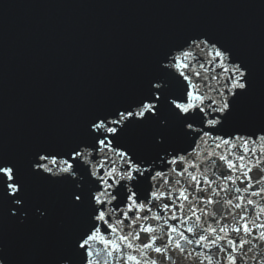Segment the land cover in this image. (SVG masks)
I'll list each match as a JSON object with an SVG mask.
<instances>
[{
  "label": "snow or ice",
  "instance_id": "snow-or-ice-1",
  "mask_svg": "<svg viewBox=\"0 0 264 264\" xmlns=\"http://www.w3.org/2000/svg\"><path fill=\"white\" fill-rule=\"evenodd\" d=\"M189 40L190 42L185 41L184 44L178 46L176 52H178L179 55L170 53L166 56L169 63L163 65L166 70L175 68L179 71L180 76H183L185 80H189V83H191L189 76L186 75L185 71L182 69L189 68L188 63L185 61L188 60L189 56L193 55V47L200 48L201 45L212 47L214 49V60H224L226 57L231 55L230 50L224 48L222 45L220 48H216L215 41L209 45L208 39L190 37ZM231 63L233 64V69L231 70L232 74L228 77V82L225 84V89L228 95L222 96L219 105L211 107V118H207V114L206 116H200V112L205 111L210 106L205 104L203 107H199L196 101H200L201 104H203V97L195 90L188 92L187 88L185 91L187 95L192 98L193 102L187 104H176L175 100H173L171 104H175V108L172 109L171 104H169V108L172 113L183 122L182 127H186L187 129H193L192 122L199 118L201 123L204 125V127L198 130L199 133L202 136L213 135V139L222 141L224 146L238 147L236 145H232L233 140H242L245 147L249 144L256 145L260 142H264V127L257 128L255 131L251 132H241L239 129L234 131H224L225 126L236 112L237 102L242 95L247 93L249 89L248 78L250 76V71L247 66L244 65L242 61L236 62L233 60ZM225 71H228V69H225ZM170 74L174 75V73ZM163 95L164 92L161 82L153 79L149 81L148 95L142 98L135 106H130L129 108L123 110L117 109L115 113H109L106 115L99 114L93 117L92 121H90L87 133V136L93 141L92 147H95L96 142L98 141L101 146H107L112 149V151H115L116 149L112 148V143L107 139V137L111 136L112 140H115L117 142V146L120 147L122 146L120 145L122 135L127 128L132 125L144 124L149 121H158L161 127L166 128V121L160 120V112L163 108V103H161L160 97ZM176 109H179V112H177ZM181 113H183V115H181ZM193 131L197 130L193 129ZM188 134L189 133L187 132L185 133V135ZM101 136H103L104 139H101ZM164 142L165 139L162 136L156 137V143L162 144ZM220 146V144L216 145V147ZM257 151H259L260 156H264V146L260 149L247 147L246 152L236 156V161L229 160L225 155L219 156V160L223 161L227 166V171L222 173L227 180L232 183H236V180H234L231 175L233 171L239 172L240 176L243 177L241 184H244L245 187H237L235 189L236 193L247 191L249 187H254L257 184H264V166H262L264 165V160H260L259 157H257V163L251 167L247 163H237V161H245L250 157L256 156ZM52 155L68 156V160L64 161L66 166L61 168L59 173H53L51 169L43 163ZM83 155L84 152L81 149V146L77 145L76 147L70 149L67 153H52L48 151L39 152L37 153L35 159L31 162V171L34 174L50 177L54 180L59 179L74 182V189L72 191V197H74V199L71 201L72 207L87 208L88 210V218L91 221V227H89L76 239L75 251L80 256L82 264H109L107 259H101V250L93 248V242L103 245L102 251L107 257H111L113 264H115L117 257L124 261V264H145V260H142L135 255L126 254L124 251L125 247L133 252H141L146 258L147 264H158L157 259L151 255L152 252L157 254L159 257H163L165 261L171 260V257L168 255L169 248L171 247V241H168L164 243L163 246H160L157 241L162 240L163 238L156 236V229L153 227L140 229V232L144 234L143 239H141L140 233L136 234L135 238L141 242L142 247L140 248H135L131 241H129L127 235H118L116 241L105 237L104 234L109 233V230L110 233H117L118 231L111 223V217L106 214L108 212V205L111 204L117 196L120 197L121 203L132 201L133 204H135L136 199L138 198L136 197L135 192H125L123 190V186H121L120 191H117L115 195L112 194L110 189H113L115 184L118 183V180L114 178L115 169L108 174L109 178L113 180L112 183L105 181L103 176L98 177L103 184L107 185L106 188L96 185L95 181L91 180L84 184L76 181L75 177L77 176L78 169L83 167L81 160L78 158L83 157ZM117 155L131 162L132 157L128 155L127 150L117 152ZM178 160L179 158H177V161H173V163L178 162ZM254 169L257 173L255 179L252 175H250ZM133 170L140 171L138 164L133 168V166L129 163L124 170L128 180L134 179L132 175ZM86 172L87 169H84V173ZM185 172H187L186 168L182 169L180 174L183 175ZM93 175L96 174L93 173ZM124 178V174H121L119 177V179ZM191 178L193 181L196 180L195 176H192ZM89 183L92 187H89ZM26 193L27 188L23 179L21 167L15 161L0 159V195L11 199L12 204L14 205L11 212L13 216H17L18 213L21 212L24 213L25 217L27 216V212L23 211L26 208ZM250 195L264 196V189L261 191H252ZM182 198L187 200L188 196L182 194ZM236 199L240 201L243 198L237 196ZM208 202L212 203L213 201L209 200ZM228 203L231 204L232 201L229 200ZM247 205H251V209L247 206H242L240 203H236L234 205V207L239 208L241 211L238 214L239 219L236 220L235 226L229 225V228L231 232H235L237 235L243 233L245 236L251 237L257 229H264V223H257L258 217H254L256 205L251 199L247 200ZM164 207L167 209L168 205L165 204ZM139 209L144 210V205L140 204ZM150 210L151 209H148V211ZM37 211L41 217L46 215L44 210L37 209ZM129 211L135 213L136 208H130ZM244 213L249 214L245 215ZM261 215H264V207H261ZM158 218L159 217H157V219ZM132 219H140V217H135V215H133ZM102 226H106L103 228V232L101 231ZM171 231L176 232L177 229L172 227ZM188 231L192 232L193 230L188 229ZM212 231L214 236L215 230ZM220 231L223 232L224 228H221ZM180 235H183V233H180ZM213 236H200L199 241L197 242L198 247L201 246L202 243L203 246L208 249L209 254H200L204 255V261H207V264H212V260L215 258V255H219L220 253H224V259L227 261V264H240L241 261H244V257L248 251L245 246L249 245L250 241L245 240L239 244V249H244V253L241 254L238 251L235 241L231 239L225 241V243L231 246L229 251V249L222 248L220 244L216 243V239H219V237L213 238ZM258 239L262 242L261 246L264 247V231L260 232ZM124 241H128V243L122 245V242ZM185 242L188 244L193 243V241L188 238H185ZM209 245H211V247ZM213 247L216 249L215 254H213ZM175 249H178L181 253L184 252V248L179 242L175 244ZM233 253H235V255H233ZM93 257H95V259H93ZM197 259H199V255ZM253 259H258L259 264H264V257H262L260 253H257ZM0 264H4L3 259H0ZM173 264H175L174 261Z\"/></svg>",
  "mask_w": 264,
  "mask_h": 264
}]
</instances>
